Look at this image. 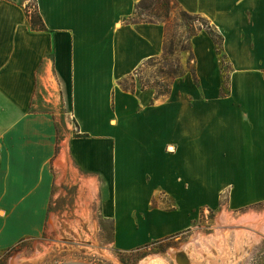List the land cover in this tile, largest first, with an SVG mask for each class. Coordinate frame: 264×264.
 <instances>
[{"label":"crops","instance_id":"0c3cea01","mask_svg":"<svg viewBox=\"0 0 264 264\" xmlns=\"http://www.w3.org/2000/svg\"><path fill=\"white\" fill-rule=\"evenodd\" d=\"M29 1L0 0V251L42 236L72 187L78 202L101 203L124 251L188 228L223 192L233 210L264 202V0H176L223 36L231 71L223 95L203 29L198 82L188 71L165 96L124 85L165 50V23L131 20L142 0H36L47 29ZM62 98L77 131L60 137L45 102Z\"/></svg>","mask_w":264,"mask_h":264},{"label":"rangeland","instance_id":"374dc122","mask_svg":"<svg viewBox=\"0 0 264 264\" xmlns=\"http://www.w3.org/2000/svg\"><path fill=\"white\" fill-rule=\"evenodd\" d=\"M29 4L34 11L35 0H30ZM174 11L167 22L175 26L174 38L178 41L182 34H186V29L185 26L176 27L181 19ZM146 17L149 18L147 15ZM190 55L187 49L182 50L181 47L172 57L171 64H175V59L178 58L185 67L190 61ZM227 64L228 61L225 67ZM164 67L169 68L164 63H158L156 66L140 69L138 74L135 73L136 86L141 87L139 79L144 76L150 85L163 89L169 82L161 81L162 78L157 75ZM54 87L57 89L55 82ZM227 87L228 84L225 86L226 90ZM54 104L55 111L58 112L60 137L64 133L69 136L70 131L75 134L77 128L71 116L69 100L65 102L62 98L52 103L45 102V109H54L51 107ZM99 185V194L103 198L106 196V188L105 185ZM75 191V187L68 188V194L53 205L52 208L60 217L56 216V220L51 222V227L47 226V231L42 236L27 239L12 249L0 251V264H57L76 260L95 264H264V202L233 210L227 205L228 193L223 192L217 208H209L206 212L207 208L201 206L194 210L191 214L192 224L188 228L157 240L159 242L154 241L155 243L135 250L124 251L112 245L114 236L111 224L102 223L103 218L99 213L101 203L84 205L85 203L77 201ZM158 202L155 199L154 204L158 205ZM164 205L169 210L173 208L169 201L164 202Z\"/></svg>","mask_w":264,"mask_h":264},{"label":"trees","instance_id":"16d2710c","mask_svg":"<svg viewBox=\"0 0 264 264\" xmlns=\"http://www.w3.org/2000/svg\"><path fill=\"white\" fill-rule=\"evenodd\" d=\"M175 10V11H174ZM177 12V15L180 17L181 22L176 25V27L185 26L186 34H182L181 39L178 41L174 38L175 37V26L173 24H169L167 22V19L171 16L172 12ZM149 16L148 17H146ZM31 19L33 22V26L38 29H47L43 18L38 10L36 0H35V10L31 11ZM131 20H138L143 22H163L165 23V50L162 57H151L147 59L136 71L135 73L138 74L140 69H143L145 66H153L157 65L158 63H164L165 66H169L168 69L161 68L158 73V77H161V81H168L169 84H165V87L163 89H158L155 86L150 85V82L148 79H145L144 76H141L140 83L141 88H154L157 90L158 96H165L168 95L171 91L172 84L177 78L183 77L188 71L192 72L194 79L196 82H198L197 77V71H196V61H195V55L193 52L192 47V38L199 33V31L205 29L212 39L215 42L217 52L220 55L221 59V69H222V79H223V88H222V94L226 95L228 93V87L227 90L225 86L229 82L230 78V71L231 66L230 64H227L225 67L227 57L225 56L223 52V42L224 38L223 36L218 33L213 26L209 23V21L199 15V14H193L190 13L184 9H180L178 3L176 0H142L138 5L135 12V17L131 18ZM186 42V46H185ZM181 43V45H180ZM187 49L190 52V61L191 64L188 63L187 66L183 67L180 64V61H178V58L175 60V64L171 61L173 60V56L181 50ZM169 62V63H168ZM227 68V69H226ZM141 71V70H140ZM134 73V74H135ZM132 74L127 79L124 80V85L127 89L135 91L136 90V79L135 75ZM160 78V79H161ZM159 242V241H155ZM152 242V243H155Z\"/></svg>","mask_w":264,"mask_h":264},{"label":"water","instance_id":"95a60500","mask_svg":"<svg viewBox=\"0 0 264 264\" xmlns=\"http://www.w3.org/2000/svg\"><path fill=\"white\" fill-rule=\"evenodd\" d=\"M58 264H92V263H86V262H82V261H66V262H62V263H58Z\"/></svg>","mask_w":264,"mask_h":264},{"label":"bare ground","instance_id":"6f19581e","mask_svg":"<svg viewBox=\"0 0 264 264\" xmlns=\"http://www.w3.org/2000/svg\"><path fill=\"white\" fill-rule=\"evenodd\" d=\"M243 220H245V219H243ZM183 249V248H182ZM175 257V256H174ZM17 257H14V259H16ZM155 258V257H154ZM157 260V259H156ZM76 261H78V260H76ZM81 261V260H80ZM151 261V260H150ZM82 262H86V263H91V262H88V261H82ZM148 262V261H147ZM157 262V261H156ZM62 263V262H61ZM58 264V263H57ZM92 264H95V263H92ZM143 264H148V263H143Z\"/></svg>","mask_w":264,"mask_h":264},{"label":"flooded vegetation","instance_id":"af4514ba","mask_svg":"<svg viewBox=\"0 0 264 264\" xmlns=\"http://www.w3.org/2000/svg\"><path fill=\"white\" fill-rule=\"evenodd\" d=\"M181 261H183V259L181 258ZM177 264V263H176ZM183 264V263H182Z\"/></svg>","mask_w":264,"mask_h":264},{"label":"built area","instance_id":"2783aa9c","mask_svg":"<svg viewBox=\"0 0 264 264\" xmlns=\"http://www.w3.org/2000/svg\"><path fill=\"white\" fill-rule=\"evenodd\" d=\"M206 212H208V210H206Z\"/></svg>","mask_w":264,"mask_h":264}]
</instances>
